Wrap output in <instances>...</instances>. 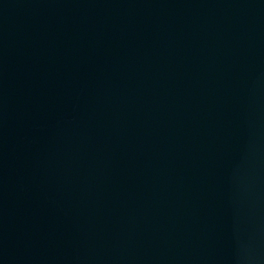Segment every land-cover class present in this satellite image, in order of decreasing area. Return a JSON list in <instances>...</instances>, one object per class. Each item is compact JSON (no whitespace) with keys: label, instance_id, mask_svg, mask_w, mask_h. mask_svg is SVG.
<instances>
[{"label":"water","instance_id":"95a60500","mask_svg":"<svg viewBox=\"0 0 264 264\" xmlns=\"http://www.w3.org/2000/svg\"><path fill=\"white\" fill-rule=\"evenodd\" d=\"M0 264H264V0H0Z\"/></svg>","mask_w":264,"mask_h":264}]
</instances>
